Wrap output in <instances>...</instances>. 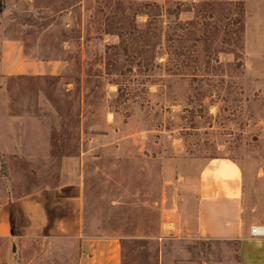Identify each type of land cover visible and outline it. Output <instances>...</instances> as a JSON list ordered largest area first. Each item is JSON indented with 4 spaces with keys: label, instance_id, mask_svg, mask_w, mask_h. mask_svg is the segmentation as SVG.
Instances as JSON below:
<instances>
[{
    "label": "rangeland",
    "instance_id": "rangeland-1",
    "mask_svg": "<svg viewBox=\"0 0 264 264\" xmlns=\"http://www.w3.org/2000/svg\"><path fill=\"white\" fill-rule=\"evenodd\" d=\"M198 4L4 0L0 43L65 67L0 76V264H77L81 226L119 235L123 264H158L212 157L239 164L264 216V0H245L237 33L235 1L218 3L228 26L206 41Z\"/></svg>",
    "mask_w": 264,
    "mask_h": 264
},
{
    "label": "crops",
    "instance_id": "crops-1",
    "mask_svg": "<svg viewBox=\"0 0 264 264\" xmlns=\"http://www.w3.org/2000/svg\"><path fill=\"white\" fill-rule=\"evenodd\" d=\"M3 42L0 76H59L63 72L64 61L28 59L20 40ZM192 184L194 203L188 207L192 212L170 214L164 225L171 221L174 228L163 227L157 237L158 264H228V242L238 245L236 264H264V237L251 234L253 225H264V216L254 212L251 188L239 164L226 157L209 158ZM180 207L187 209L176 204L170 210L180 211ZM75 237L79 238L77 264H123L121 238L116 233L81 226ZM174 240L181 244H171Z\"/></svg>",
    "mask_w": 264,
    "mask_h": 264
},
{
    "label": "trees",
    "instance_id": "trees-1",
    "mask_svg": "<svg viewBox=\"0 0 264 264\" xmlns=\"http://www.w3.org/2000/svg\"><path fill=\"white\" fill-rule=\"evenodd\" d=\"M199 7H202L200 11L195 13L194 19H199V21H194V25L198 24L201 27V33L197 36L199 39L208 40L212 38V33L216 31V33H219V27L227 28L228 26V11L223 12L222 17H219L215 13V7L218 3L221 4L223 0H198ZM235 1L234 8L231 10L230 18L233 21V26L236 27L235 31L236 33L239 31H242L244 28V14H245V0H232ZM225 4V3H224ZM4 9V0H0V13H2ZM207 10V13H204V11ZM163 15L162 13H148L150 20L148 22V25L150 29H153V25L155 24V16ZM225 15V16H224ZM211 20V21H210ZM224 20V25L222 24ZM210 21V22H209ZM200 32V29L193 32V34L196 36L197 32ZM149 34V32H148ZM112 65V63H110Z\"/></svg>",
    "mask_w": 264,
    "mask_h": 264
},
{
    "label": "built area",
    "instance_id": "built-area-1",
    "mask_svg": "<svg viewBox=\"0 0 264 264\" xmlns=\"http://www.w3.org/2000/svg\"><path fill=\"white\" fill-rule=\"evenodd\" d=\"M168 229H173V224L171 221H167ZM251 234L254 237H264V225L256 224L251 227Z\"/></svg>",
    "mask_w": 264,
    "mask_h": 264
}]
</instances>
